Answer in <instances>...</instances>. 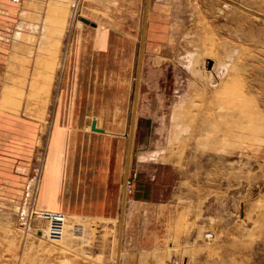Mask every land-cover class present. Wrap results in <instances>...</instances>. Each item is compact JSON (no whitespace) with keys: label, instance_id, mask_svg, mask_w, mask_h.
Here are the masks:
<instances>
[{"label":"rangeland","instance_id":"1","mask_svg":"<svg viewBox=\"0 0 264 264\" xmlns=\"http://www.w3.org/2000/svg\"><path fill=\"white\" fill-rule=\"evenodd\" d=\"M145 8L0 0V264H89L95 231L80 237L61 212L62 236L39 237L20 214L28 186L41 189L60 110L89 113L88 142L99 116L93 143L104 150L105 133L125 129L128 153ZM148 14L127 232L146 243L151 218L149 264H264V0H151ZM72 56L82 69L66 88ZM152 198L158 213L146 210Z\"/></svg>","mask_w":264,"mask_h":264},{"label":"crops","instance_id":"2","mask_svg":"<svg viewBox=\"0 0 264 264\" xmlns=\"http://www.w3.org/2000/svg\"><path fill=\"white\" fill-rule=\"evenodd\" d=\"M86 54L89 53L87 52ZM73 59L75 61L71 65V60ZM88 60H90V57ZM121 64L122 66L126 65L128 71H130L127 62L124 61ZM86 67L85 71L89 75V67L87 65ZM81 69L79 63L76 62L75 56L70 57L64 70V85L66 88L68 86L70 88L74 84L75 73ZM127 80L130 85L129 78ZM69 88L68 90H70ZM128 89L130 90V86ZM101 99L96 98L94 101L101 103L103 101ZM106 112L105 110L101 117L105 118L106 122L104 120V123L108 126L110 122L107 121V118H110L111 114L107 116ZM86 113L88 112L80 113L79 110L69 109L59 111L57 115V134L53 130L51 140L48 143L45 175L40 186L41 189L38 192L37 206L40 209L60 211L67 214L73 223V229H78L80 237L84 235V231H95L97 235L96 243L93 246V254L88 260L89 264H116L120 228L119 219L126 170L125 129L123 135H117L113 130L105 131V134L109 132L113 134L109 136L111 138L108 150H104V148L93 143L98 136L95 133V128L98 126H96V118L99 116H94L96 117L93 119L95 128H93V123L90 128L91 135L94 134V136H90L93 142L84 141V136L88 131V121L86 119L89 113L88 115ZM112 117L118 118L119 115L115 116L112 114ZM127 117L128 112L126 114L125 128ZM65 118L85 119V122L80 120L75 126L66 128V126L62 127L64 123L62 119ZM114 135L117 136L114 137ZM153 199L150 201L146 200V204L151 205L146 206V210L150 211L149 213H158L162 204L157 205ZM127 216L128 214L124 224L120 264H149V260L144 254L145 248L142 249V247L146 246V251H148L151 246L147 240L150 237L148 234L149 226L147 225L151 223V218L146 217V233H143V237L145 238L146 236L145 243V240L141 241L140 237H135L133 231L127 232ZM178 216L183 215L178 214ZM39 237H43V235H39ZM115 237L116 241L114 240ZM142 250L143 253L141 252ZM84 260L87 261V258L83 259V256H81L80 263Z\"/></svg>","mask_w":264,"mask_h":264},{"label":"built area","instance_id":"3","mask_svg":"<svg viewBox=\"0 0 264 264\" xmlns=\"http://www.w3.org/2000/svg\"><path fill=\"white\" fill-rule=\"evenodd\" d=\"M20 2V0H12ZM38 184L36 186L29 185L25 192V204L20 214V225L27 232L33 231L35 234H41L48 238H59L63 234V224L65 216L61 213L42 210L37 206ZM44 224L45 228H40L37 224Z\"/></svg>","mask_w":264,"mask_h":264},{"label":"water","instance_id":"4","mask_svg":"<svg viewBox=\"0 0 264 264\" xmlns=\"http://www.w3.org/2000/svg\"><path fill=\"white\" fill-rule=\"evenodd\" d=\"M150 3H151V0H146L144 27H143V35H142V44H141V48H140L137 84H136V89H135V93H134L132 124H131V132H130L129 145H128L127 170L129 168V161H130V156H131L132 147H133V140H134L133 131H134V123H135V119H136V109H137L138 98H139L140 77H141V71H142V62H143V56H144V45H145V39H146V29H147V20H148V13H149V8H150ZM82 21L85 22V23H89V20H87L85 18H83ZM211 66H212V62H210L209 68H211ZM94 126H95V122L93 123V128H94ZM127 195H128V173H127L126 178H125L124 190H123V196H122L117 264H120V252H121L123 235H124V221H125V215H126Z\"/></svg>","mask_w":264,"mask_h":264},{"label":"bare ground","instance_id":"5","mask_svg":"<svg viewBox=\"0 0 264 264\" xmlns=\"http://www.w3.org/2000/svg\"><path fill=\"white\" fill-rule=\"evenodd\" d=\"M149 15V14H148ZM147 23H148V20H147ZM217 65H218V63H217ZM216 65V66H217ZM220 65V64H219ZM216 66H215V68H216ZM214 70V66H213V68H212V71ZM215 71V70H214ZM137 107H138V105H137ZM136 113H137V109H136ZM136 117H137V114H136ZM135 124H136V119H135V123H134V131H133V138H134V136H135ZM185 128V127H184ZM186 129H184L183 131H185ZM182 132V131H181ZM99 137L102 135V134H100V131H96L95 132ZM100 134V135H99ZM112 132H109L108 133V135L109 136H112ZM105 137H106V135H104ZM212 136V135H211ZM225 138V137H224ZM95 141V140H94ZM104 142V141H103ZM99 143V142H98ZM133 143H134V140H133ZM132 152H133V147H132ZM132 152H131V156H130V161H129V168H128V170H127V161H128V153H127V161H126V175H127V173H128V182H129V175H130V166H131V159H132ZM126 175H125V178H126ZM124 182H125V180H124ZM127 205V204H126ZM127 207V206H126ZM40 209V208H39ZM42 210H45V209H42ZM54 212H56V211H54ZM58 213H61V212H58ZM61 214H63V213H61ZM64 215V214H63ZM65 216V215H64ZM120 219H121V217H120ZM65 220H66V216H65ZM124 224H125V221H124ZM39 235H41V234H39ZM44 237V236H43ZM12 240H14V238H12ZM27 241V240H26ZM26 241H24V243H25V245L27 244V242ZM123 242V241H122ZM14 243V242H13ZM118 243H119V238H118ZM35 245V244H34ZM31 247V246H30ZM36 247V246H35ZM121 249H122V247H121ZM32 251V250H31ZM120 257H121V252H120ZM117 258H118V252H117ZM68 261V260H67ZM116 264H117V260H116Z\"/></svg>","mask_w":264,"mask_h":264}]
</instances>
